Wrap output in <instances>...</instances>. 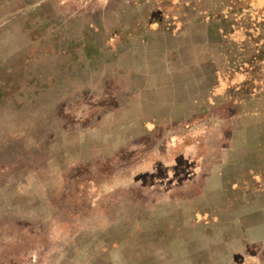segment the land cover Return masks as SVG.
<instances>
[{
	"label": "rangeland",
	"instance_id": "374dc122",
	"mask_svg": "<svg viewBox=\"0 0 264 264\" xmlns=\"http://www.w3.org/2000/svg\"><path fill=\"white\" fill-rule=\"evenodd\" d=\"M0 264H264V0H0Z\"/></svg>",
	"mask_w": 264,
	"mask_h": 264
},
{
	"label": "crops",
	"instance_id": "0c3cea01",
	"mask_svg": "<svg viewBox=\"0 0 264 264\" xmlns=\"http://www.w3.org/2000/svg\"><path fill=\"white\" fill-rule=\"evenodd\" d=\"M258 49V48H257ZM258 52V50H256Z\"/></svg>",
	"mask_w": 264,
	"mask_h": 264
}]
</instances>
